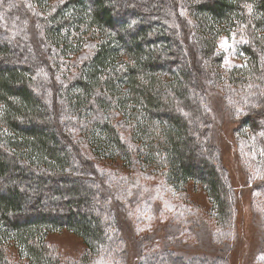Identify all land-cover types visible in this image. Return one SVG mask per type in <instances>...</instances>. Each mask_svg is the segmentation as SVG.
Instances as JSON below:
<instances>
[{"label":"trees","instance_id":"obj_1","mask_svg":"<svg viewBox=\"0 0 264 264\" xmlns=\"http://www.w3.org/2000/svg\"><path fill=\"white\" fill-rule=\"evenodd\" d=\"M222 36L242 65L223 68ZM76 56L78 68L65 63ZM63 66L66 83L49 94L47 72ZM212 103L264 171V0H0V264H15L9 254L25 264H231L238 194L217 130L212 139ZM119 176L183 217L127 198ZM191 183L208 195L211 217L174 203ZM171 186L181 194L168 197ZM159 218L172 220L163 238ZM62 231L85 244L75 260L48 242ZM186 235L201 254L180 248Z\"/></svg>","mask_w":264,"mask_h":264},{"label":"rangeland","instance_id":"obj_2","mask_svg":"<svg viewBox=\"0 0 264 264\" xmlns=\"http://www.w3.org/2000/svg\"><path fill=\"white\" fill-rule=\"evenodd\" d=\"M234 46L235 44L233 40H230L226 36H222L218 40L217 47L218 50L223 53L224 59L222 65L226 70L236 65H242L244 63L240 58H238ZM33 50L35 49L33 48ZM89 51V49H86L85 53ZM70 61L72 64L71 66H76V68H78V66L82 62V58L76 56L71 58L70 60L67 59L65 63H69ZM76 68L74 69L75 71L73 73L76 72ZM198 70L199 69L195 68L194 73L199 72V74H201ZM65 72H67L66 66H63L59 71H56L53 74L52 71L47 72L48 79H50L48 81L49 85L48 83H46V85L49 87V94L52 84L56 85L55 82H60V84L64 82L62 78ZM52 103L54 106L56 105L55 109L60 106L61 108H63L61 99L58 100L54 98L52 99ZM209 111L214 121V132L212 133V139L216 142L215 131L217 130V142L221 151V154H219L220 160L228 170L235 191L238 194L236 207L237 211L235 213L236 225L235 231L233 232V241H231L230 244H227L228 246L230 245L229 247L231 248V252L229 254V262L231 264H260V259H262L261 252L264 250V201L258 203V205L255 204V202L256 196L257 199L264 200V191L262 192V194H260L259 192L252 191L251 188L256 187L260 190H264V171H261V168L257 166V156L253 152V149L249 150V146L247 145L248 140H245L243 136L235 134L234 131L235 128H237V124L232 121V118L229 116L228 112L225 109H223L222 111H220V109H216L214 103H212V107ZM77 134L78 132H76L75 129L72 136L76 139L78 138ZM237 140L239 141V146L237 144ZM75 148L80 149L87 155L86 166L91 167L92 162L90 161L91 157L89 156L87 145L84 142L76 143L75 140ZM237 150L239 151V153H241V155H243V157L241 155V157L238 155ZM240 158L246 159L248 163V168H246V175H244L242 171ZM97 166L99 169L102 165L101 163H97ZM85 173L86 174H84L82 178L85 182L90 183L92 175L87 172ZM120 178L123 179V181L120 183V186L124 188L127 198H131L132 200H134L133 198L147 200L146 198L151 197L147 192L151 193L153 191V188L132 185L130 183L128 184V182L125 181L126 179H124L123 177ZM113 180H115V177H113ZM159 181H163L160 175L158 177H154L153 183ZM169 190L170 193L167 195L168 197L172 195L179 196L181 194L180 190L174 189L172 186L171 188H169ZM173 200L175 204L185 203V205L189 208H192V205H189L188 203H193L194 206L199 207L198 213L200 212L201 215L204 214L208 217L212 216V205L208 198V195L205 193L202 187L194 185L193 183L189 184L184 200H182L181 196H179L178 199L176 198V200L173 197ZM147 201L150 204V208L164 214L168 218H176L177 215L183 217V213L180 210H177L171 204H164L160 201L155 204L152 199ZM130 215L131 214L128 210V216ZM158 220L159 222L156 225L160 226V230H158L157 232L162 236L164 234V226H171L172 220L165 219V221L168 223L163 220L160 221V218ZM129 222L132 224V226H135V222L132 216L129 217ZM149 226L150 224L148 225V223L143 222L141 224V229L143 231H146L149 229ZM213 226L214 225L211 222V224H209V234H211ZM182 230L184 232H187L189 236L190 232H188L186 226L182 227ZM188 236L186 235L184 237H181L182 241L186 242H182L183 244L180 248L186 253L188 252L193 255L201 254L204 251L203 245L198 244L195 241L194 236L190 237V239L187 238ZM208 236L210 235L207 234V237ZM160 238H163V236ZM204 239V242L206 244L212 245V243L208 241L209 239ZM48 242L64 258L70 260H75L77 257H79L85 248V244L82 238L69 231L50 234L48 236ZM9 257H11L12 262H14L15 264H25V262L19 260V258L15 254H13L12 256L9 254Z\"/></svg>","mask_w":264,"mask_h":264}]
</instances>
